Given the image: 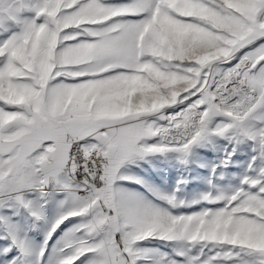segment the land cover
<instances>
[{
  "label": "snow or ice",
  "instance_id": "1",
  "mask_svg": "<svg viewBox=\"0 0 264 264\" xmlns=\"http://www.w3.org/2000/svg\"><path fill=\"white\" fill-rule=\"evenodd\" d=\"M0 264H264V0H0Z\"/></svg>",
  "mask_w": 264,
  "mask_h": 264
},
{
  "label": "rangeland",
  "instance_id": "2",
  "mask_svg": "<svg viewBox=\"0 0 264 264\" xmlns=\"http://www.w3.org/2000/svg\"><path fill=\"white\" fill-rule=\"evenodd\" d=\"M244 160H245V156L243 154H240V159L237 162L238 163V167H235L233 169V172H239L240 170H242V166L244 164ZM201 171H203V169ZM162 175L165 177V180L163 182H161L162 186L164 184H168V185H173L174 186L175 185V179L179 175V173H178V171L176 169L169 170V167L163 166ZM195 183L196 182L193 181V185Z\"/></svg>",
  "mask_w": 264,
  "mask_h": 264
}]
</instances>
